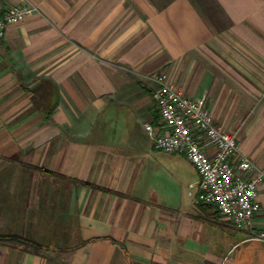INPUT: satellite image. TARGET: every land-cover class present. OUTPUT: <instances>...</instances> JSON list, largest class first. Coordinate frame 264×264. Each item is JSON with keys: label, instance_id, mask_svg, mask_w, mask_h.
Instances as JSON below:
<instances>
[{"label": "crops", "instance_id": "obj_1", "mask_svg": "<svg viewBox=\"0 0 264 264\" xmlns=\"http://www.w3.org/2000/svg\"><path fill=\"white\" fill-rule=\"evenodd\" d=\"M168 1L0 0V14L33 9L0 40V234L45 249L0 244V264H264L249 239L264 187L238 227L195 200L193 165L145 129L167 73L264 173V0ZM168 14L184 37L162 34Z\"/></svg>", "mask_w": 264, "mask_h": 264}, {"label": "built area", "instance_id": "obj_2", "mask_svg": "<svg viewBox=\"0 0 264 264\" xmlns=\"http://www.w3.org/2000/svg\"><path fill=\"white\" fill-rule=\"evenodd\" d=\"M32 10L22 3L1 13L0 40L10 25L22 22ZM153 79L158 125L145 124L153 147L182 155L193 165L198 181L190 188L196 201L214 206L238 227L251 228L261 210L258 197L264 187V173L249 157L241 155L236 138L216 125L213 112L203 101L187 97L167 73L156 74ZM249 239L264 244V229L251 231Z\"/></svg>", "mask_w": 264, "mask_h": 264}, {"label": "rangeland", "instance_id": "obj_3", "mask_svg": "<svg viewBox=\"0 0 264 264\" xmlns=\"http://www.w3.org/2000/svg\"><path fill=\"white\" fill-rule=\"evenodd\" d=\"M164 3L167 4V3H169V1L168 0H164ZM165 16L167 17L166 19L169 20V23H168L169 27L167 25H165L167 31L163 32L162 34L167 36L168 38H170L171 36L173 37L174 36L173 33L174 32L176 33L177 30H178L179 31L178 35L184 37L186 35L185 34V25H184V23H180L179 21H177V19H181V18L184 19V18L182 16H179L176 19L175 16H172V19H173V21H172V19H170V17H169V14L165 15ZM163 42L166 44L167 47H171V50H176V51H179L180 53L184 52L185 49H186L187 44L190 43V41H187L186 38H180V39H174L173 38V39H169V40L165 38V40ZM2 161L3 162L0 165V171H3V172H5L6 175H8L9 174V168H6V167L2 168V165L4 164V160H2ZM19 171H22L23 174H26V170L25 169H19ZM0 190H3V191L4 190H8V185H0ZM18 190H20V184L18 186Z\"/></svg>", "mask_w": 264, "mask_h": 264}, {"label": "trees", "instance_id": "obj_4", "mask_svg": "<svg viewBox=\"0 0 264 264\" xmlns=\"http://www.w3.org/2000/svg\"><path fill=\"white\" fill-rule=\"evenodd\" d=\"M0 244H15L25 251H33L36 253L45 250L44 247L36 241L17 234H0Z\"/></svg>", "mask_w": 264, "mask_h": 264}]
</instances>
